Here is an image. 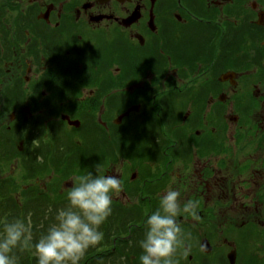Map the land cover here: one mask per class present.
Listing matches in <instances>:
<instances>
[{
    "label": "flooded vegetation",
    "instance_id": "af4514ba",
    "mask_svg": "<svg viewBox=\"0 0 264 264\" xmlns=\"http://www.w3.org/2000/svg\"><path fill=\"white\" fill-rule=\"evenodd\" d=\"M65 133L74 166L54 161ZM1 163L42 170L29 195L62 176L44 212L73 176L119 170L79 264H141L169 187L198 201L179 264H264V0H0Z\"/></svg>",
    "mask_w": 264,
    "mask_h": 264
},
{
    "label": "clouds",
    "instance_id": "9594fccd",
    "mask_svg": "<svg viewBox=\"0 0 264 264\" xmlns=\"http://www.w3.org/2000/svg\"><path fill=\"white\" fill-rule=\"evenodd\" d=\"M67 190L68 207L61 208L47 232L33 244L32 222L15 218L3 224L0 234V264H18L15 249H34L37 264H79L90 247L103 240L100 226L112 213L113 194L122 191L119 170L104 174L101 164L96 172L73 176ZM198 201H180L171 187L161 196L159 207L146 219L147 230L140 241L141 264H179L174 259L184 245V232L177 217L184 214L199 220ZM190 235V234H189ZM185 255L187 250H185Z\"/></svg>",
    "mask_w": 264,
    "mask_h": 264
},
{
    "label": "rangeland",
    "instance_id": "374dc122",
    "mask_svg": "<svg viewBox=\"0 0 264 264\" xmlns=\"http://www.w3.org/2000/svg\"><path fill=\"white\" fill-rule=\"evenodd\" d=\"M94 139V136H93V134L92 135H90V136H88V137H85V143L87 144L88 142H90V141H92ZM67 146H68V148L70 149H72L73 148V146L71 145V144H67ZM0 169H2L3 170V172H5V170H4V167L3 166H1V164H0ZM9 171V170H8ZM0 173H2V171H0ZM2 176H4V174H2ZM46 176H48V175H46ZM30 181H32V180H30ZM30 184H31V182H30ZM38 184H39V186H42V180H39L38 181ZM213 200V199H212ZM24 203V205H22V207H27L28 208V206H26L25 205V202L23 201L22 202V204ZM68 202L67 203H65L61 208H66V207H68ZM58 205V204H57ZM17 206H20V204H18L17 203ZM1 207V206H0ZM60 208V209H61ZM56 213H57V211H55V212H53V213H50L51 215H54V216H56ZM46 215V214H45ZM45 217V216H44ZM47 218H50V216L48 215V216H46ZM4 222V221H3ZM32 222V221H31ZM104 236V235H103ZM14 253H15V255L17 256V258H18V264H24V263H26V262H28V261H31L32 259H37V257L35 256V254H34V249H32V250H24V251H20L19 249H15L14 250Z\"/></svg>",
    "mask_w": 264,
    "mask_h": 264
},
{
    "label": "trees",
    "instance_id": "16d2710c",
    "mask_svg": "<svg viewBox=\"0 0 264 264\" xmlns=\"http://www.w3.org/2000/svg\"><path fill=\"white\" fill-rule=\"evenodd\" d=\"M67 158H69V157H66V159ZM65 159V163L67 164V165H70V166H74V165H76V163H74V159H72V160H69V159H67L66 160ZM26 165H29V164H26ZM29 171H31V169L29 168ZM74 172V171H73ZM72 172V173H73ZM24 173H27V168H25L24 169ZM3 187H5V185L3 186ZM1 188V187H0ZM6 188V187H5ZM15 190L16 191H21V193H22V195L24 196V197H27V194H25V193H27L28 192V190L22 185V181H20V180H17V179H15ZM1 193V192H0ZM0 196H1V194H0ZM3 211V210H2ZM1 230V229H0Z\"/></svg>",
    "mask_w": 264,
    "mask_h": 264
}]
</instances>
